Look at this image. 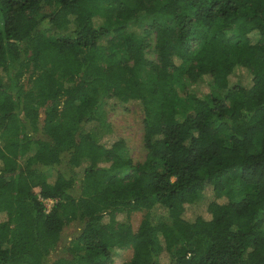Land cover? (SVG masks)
Masks as SVG:
<instances>
[{"label":"trees","instance_id":"1","mask_svg":"<svg viewBox=\"0 0 264 264\" xmlns=\"http://www.w3.org/2000/svg\"><path fill=\"white\" fill-rule=\"evenodd\" d=\"M103 97L142 162L92 137ZM0 264H264V0H0Z\"/></svg>","mask_w":264,"mask_h":264},{"label":"rangeland","instance_id":"2","mask_svg":"<svg viewBox=\"0 0 264 264\" xmlns=\"http://www.w3.org/2000/svg\"><path fill=\"white\" fill-rule=\"evenodd\" d=\"M145 23V22H144ZM144 56L148 60L156 61L155 52L153 50V39L151 46L144 51ZM25 80V79H24ZM208 77L202 78L198 82L191 85V88L197 95H202L207 91ZM229 83H239L246 85L248 76L246 73L235 71L229 78ZM99 120L91 129V135L109 145L116 139H122L124 147L121 150L123 159H128L132 164L142 162L145 155V149L142 145V111L136 101H131L126 104L111 99L105 102L104 97L101 98V103L98 107ZM40 113L39 119H41ZM53 202V200H52ZM51 201H45V207L52 204ZM186 217L192 219L195 215L200 214L206 217L204 202L196 203L188 207ZM141 217L140 212L130 214L129 221L133 231L136 230ZM119 219H123L124 215H119ZM79 230V224L76 221H71L66 224L60 232L58 241L50 248L47 256L48 262L53 260L56 255L61 252L63 246L70 245ZM124 259L130 257V252L127 251L122 255ZM121 256L119 258L123 259Z\"/></svg>","mask_w":264,"mask_h":264},{"label":"built area","instance_id":"3","mask_svg":"<svg viewBox=\"0 0 264 264\" xmlns=\"http://www.w3.org/2000/svg\"><path fill=\"white\" fill-rule=\"evenodd\" d=\"M43 203L45 202V201H51L52 202V200L51 199H40ZM45 207V206H44ZM50 207V206H49ZM49 207H45V210H48L49 209Z\"/></svg>","mask_w":264,"mask_h":264}]
</instances>
